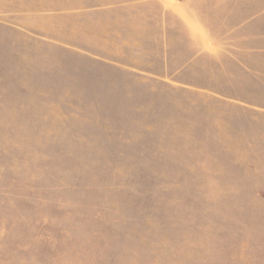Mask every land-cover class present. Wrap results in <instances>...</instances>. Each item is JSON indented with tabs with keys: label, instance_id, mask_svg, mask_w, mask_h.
<instances>
[{
	"label": "rangeland",
	"instance_id": "rangeland-1",
	"mask_svg": "<svg viewBox=\"0 0 264 264\" xmlns=\"http://www.w3.org/2000/svg\"><path fill=\"white\" fill-rule=\"evenodd\" d=\"M104 7L0 0V264H264V54Z\"/></svg>",
	"mask_w": 264,
	"mask_h": 264
},
{
	"label": "crops",
	"instance_id": "crops-1",
	"mask_svg": "<svg viewBox=\"0 0 264 264\" xmlns=\"http://www.w3.org/2000/svg\"><path fill=\"white\" fill-rule=\"evenodd\" d=\"M253 1L242 5L240 0H104V9L109 13L114 11L118 19L125 22L121 31L126 37H135L139 48L135 49L137 53L164 54L165 66L157 68V73L149 69L145 71L139 65L129 68L163 79L171 70L169 54L177 51V44L180 47L197 45L200 49L194 52L201 53L210 51L211 45L227 46L228 41L218 40L217 37L242 36L245 44L251 38L250 42L254 45L248 51L257 56L263 55L264 0ZM175 36L182 37L183 43H176ZM182 51L191 50L185 48ZM153 59L156 57L153 56ZM252 73L253 70L249 69L248 74Z\"/></svg>",
	"mask_w": 264,
	"mask_h": 264
}]
</instances>
